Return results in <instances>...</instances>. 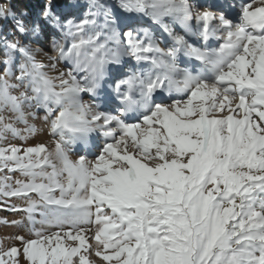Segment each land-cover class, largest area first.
Segmentation results:
<instances>
[{
  "label": "snow or ice",
  "instance_id": "snow-or-ice-1",
  "mask_svg": "<svg viewBox=\"0 0 264 264\" xmlns=\"http://www.w3.org/2000/svg\"><path fill=\"white\" fill-rule=\"evenodd\" d=\"M38 7L0 0V264H264V0Z\"/></svg>",
  "mask_w": 264,
  "mask_h": 264
},
{
  "label": "rangeland",
  "instance_id": "rangeland-1",
  "mask_svg": "<svg viewBox=\"0 0 264 264\" xmlns=\"http://www.w3.org/2000/svg\"><path fill=\"white\" fill-rule=\"evenodd\" d=\"M219 1V0H218ZM179 30V29H177ZM217 41H212L210 46L211 47H217L218 46ZM163 46V45H162ZM47 50V49H45ZM85 101H88L90 99L89 96L85 95L84 97ZM38 126H39V122ZM50 138L47 135H37V137H35L34 139H31L29 141V143H36V142H47ZM101 141H95L93 143H99ZM96 149L94 147H91L90 149H85L84 146H76V149L74 150L73 153H70V155L75 159L76 157H78L79 155L82 154H87L89 159H92L94 157ZM7 218L8 220H13V219H19L18 216H14L12 213L7 212V211H2L0 210V219H4ZM18 231H20L19 229L10 227L8 225L5 224H0V240L3 241L4 246H8L10 243H12V241L6 239L7 237L17 233Z\"/></svg>",
  "mask_w": 264,
  "mask_h": 264
},
{
  "label": "trees",
  "instance_id": "trees-1",
  "mask_svg": "<svg viewBox=\"0 0 264 264\" xmlns=\"http://www.w3.org/2000/svg\"><path fill=\"white\" fill-rule=\"evenodd\" d=\"M44 0H11L14 10L19 12L21 9L28 10L30 13L39 10V5L42 4ZM3 21H0L2 24Z\"/></svg>",
  "mask_w": 264,
  "mask_h": 264
},
{
  "label": "bare ground",
  "instance_id": "bare-ground-1",
  "mask_svg": "<svg viewBox=\"0 0 264 264\" xmlns=\"http://www.w3.org/2000/svg\"><path fill=\"white\" fill-rule=\"evenodd\" d=\"M94 142V141H93ZM77 146H82V144H80V145H77ZM84 146V145H83ZM85 148V147H84ZM91 147H89V149H90Z\"/></svg>",
  "mask_w": 264,
  "mask_h": 264
}]
</instances>
